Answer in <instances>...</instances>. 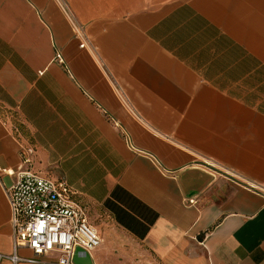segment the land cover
I'll return each instance as SVG.
<instances>
[{"label":"crops","instance_id":"1","mask_svg":"<svg viewBox=\"0 0 264 264\" xmlns=\"http://www.w3.org/2000/svg\"><path fill=\"white\" fill-rule=\"evenodd\" d=\"M21 170L76 192L95 264H264V0H0V264H54L15 248Z\"/></svg>","mask_w":264,"mask_h":264},{"label":"built area","instance_id":"2","mask_svg":"<svg viewBox=\"0 0 264 264\" xmlns=\"http://www.w3.org/2000/svg\"><path fill=\"white\" fill-rule=\"evenodd\" d=\"M64 9L84 47L88 42L84 27L75 20L67 7L64 6ZM248 184L264 192V183ZM6 195L12 209L15 248L28 247L33 252V257L20 259L38 263L74 264L77 247L92 254L100 246L102 239L99 231L90 222L86 207L67 183L31 170H21L15 174L12 185L6 189ZM11 258L14 261L19 259L16 255Z\"/></svg>","mask_w":264,"mask_h":264},{"label":"water","instance_id":"3","mask_svg":"<svg viewBox=\"0 0 264 264\" xmlns=\"http://www.w3.org/2000/svg\"><path fill=\"white\" fill-rule=\"evenodd\" d=\"M74 264H95L94 259L90 252L81 247H77L73 257Z\"/></svg>","mask_w":264,"mask_h":264},{"label":"rangeland","instance_id":"4","mask_svg":"<svg viewBox=\"0 0 264 264\" xmlns=\"http://www.w3.org/2000/svg\"><path fill=\"white\" fill-rule=\"evenodd\" d=\"M6 182H8V179H6Z\"/></svg>","mask_w":264,"mask_h":264}]
</instances>
